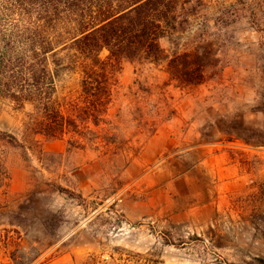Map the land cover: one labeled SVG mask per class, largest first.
Returning <instances> with one entry per match:
<instances>
[{
	"label": "rangeland",
	"instance_id": "obj_1",
	"mask_svg": "<svg viewBox=\"0 0 264 264\" xmlns=\"http://www.w3.org/2000/svg\"><path fill=\"white\" fill-rule=\"evenodd\" d=\"M184 12L168 60L100 51L99 125L81 64L58 69L60 137L0 96V264H264V0Z\"/></svg>",
	"mask_w": 264,
	"mask_h": 264
},
{
	"label": "trees",
	"instance_id": "obj_2",
	"mask_svg": "<svg viewBox=\"0 0 264 264\" xmlns=\"http://www.w3.org/2000/svg\"><path fill=\"white\" fill-rule=\"evenodd\" d=\"M189 2L0 0V96L18 109L35 105L44 134L60 137L78 125L53 102L58 69L81 64L84 105L75 107L76 117L99 125L113 98L114 78L112 62L100 51L107 48L110 60H168L162 40L193 16L184 12Z\"/></svg>",
	"mask_w": 264,
	"mask_h": 264
}]
</instances>
